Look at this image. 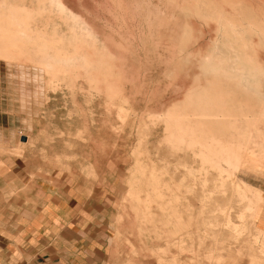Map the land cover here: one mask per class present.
Here are the masks:
<instances>
[{
  "label": "rangeland",
  "instance_id": "obj_1",
  "mask_svg": "<svg viewBox=\"0 0 264 264\" xmlns=\"http://www.w3.org/2000/svg\"><path fill=\"white\" fill-rule=\"evenodd\" d=\"M1 150L104 264H264V0H0Z\"/></svg>",
  "mask_w": 264,
  "mask_h": 264
},
{
  "label": "crops",
  "instance_id": "obj_2",
  "mask_svg": "<svg viewBox=\"0 0 264 264\" xmlns=\"http://www.w3.org/2000/svg\"><path fill=\"white\" fill-rule=\"evenodd\" d=\"M32 172L20 157L0 151V264H104L103 225H95L94 219L89 222L82 215L75 222L68 221L73 214L66 209L60 215L54 210L51 216L50 195L45 192L48 205L44 210L48 213L41 214V205L36 206L39 200L36 195L42 190L36 188ZM133 185L129 186V194L133 202L146 211L144 215L153 214L155 203L169 218L182 221L179 198L175 203H168L162 197L161 186L150 191L147 186ZM142 192L145 193L140 194ZM152 196L160 202L152 200ZM258 221L264 227V203Z\"/></svg>",
  "mask_w": 264,
  "mask_h": 264
}]
</instances>
